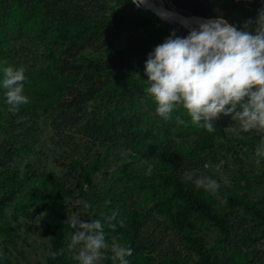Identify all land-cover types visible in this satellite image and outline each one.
I'll return each mask as SVG.
<instances>
[{"label":"rangeland","instance_id":"rangeland-1","mask_svg":"<svg viewBox=\"0 0 264 264\" xmlns=\"http://www.w3.org/2000/svg\"><path fill=\"white\" fill-rule=\"evenodd\" d=\"M164 2L166 7L177 9L171 0ZM139 5L146 8L141 2ZM7 7L18 18L23 17L22 24L17 22L12 28H6ZM97 21H104V28L89 32L76 44L63 41L58 35L64 29L77 30ZM164 27L168 28L153 13L138 11L129 0H0V31L6 32L2 41L4 59L0 64L23 66L28 78L25 85L35 80L39 83L37 87L33 85L28 95L39 99L38 104L31 106L35 110L26 111L20 106L18 113L0 114V181L8 174L26 179L18 198L6 208L14 237L1 238L0 251L9 249L10 258L22 264H50L51 243L43 228L44 217L51 212L44 211L30 221L15 209V204L34 189L37 178L49 173L62 178L66 191L64 202L69 209L63 223L70 244L74 230L65 221L69 216H79L85 222L91 217L88 209L77 204L79 199L87 201L86 193L77 184L81 162L88 164L99 159L101 168L93 178L97 187L103 189L109 183L125 185L130 175L150 176L158 163L169 159L172 171L198 192L212 195L186 181V172L194 173V178L207 176L220 184L217 194L212 196L221 210L229 213L233 243L238 244L237 250L241 253L238 255L231 248L224 254L219 247L215 259L234 264L251 253L249 257L254 256V264H264V239L249 243L248 233L255 227L253 220L243 207L229 209L225 198L227 193L254 200L264 197V160L257 164L255 156L261 137L254 132L240 131L230 116H221L214 122L219 129L214 145L193 156L189 151L195 136L166 134L168 121L156 114L155 102L145 93L144 65H131L137 52L147 56L164 42L170 35L168 32L160 40L156 37L158 29ZM55 60L57 65L66 68L55 69L64 78L53 102L48 104L46 97L52 90L47 88V79L39 72ZM78 65H83L80 75L70 77L69 73L75 72L71 69ZM129 66L134 69L139 66V70L131 74ZM121 80L126 86H119ZM29 89V85L24 86V95ZM1 101L5 103L4 93ZM136 124L152 133V137L142 141L141 149L136 146L139 141ZM131 193L134 207L145 209L142 236L150 243L153 255L160 257L177 252L188 255L167 203L153 200L140 182L134 181ZM27 223H34L38 228L27 230ZM200 226L210 245L216 246L218 230L203 222ZM107 244L110 251L113 245L121 246L116 242ZM68 249L71 264H78L72 257L79 246ZM100 264H107L105 256Z\"/></svg>","mask_w":264,"mask_h":264},{"label":"trees","instance_id":"trees-1","mask_svg":"<svg viewBox=\"0 0 264 264\" xmlns=\"http://www.w3.org/2000/svg\"><path fill=\"white\" fill-rule=\"evenodd\" d=\"M131 4L141 12H151L158 21H161L166 27L159 28L156 34L157 40H160L165 32L175 30L178 36H186L190 29L182 26L179 30L174 28L170 23L160 20L159 16L150 8H144L141 5L137 7L136 4L129 0ZM174 6L186 15L200 16V17H222L227 19L231 24L240 27L248 18H255L257 10L262 6L261 0H171ZM203 15V16H202ZM7 26L12 28L13 23H23V17L9 12L7 7L6 15ZM104 21H97L94 24H86L77 30L64 29L58 32L59 37L66 42L76 44L89 32L94 30H102L104 28ZM0 31V62L4 59L2 51L4 50L5 31ZM182 32V33H181ZM47 34L46 31L43 32ZM44 35H41L42 37ZM141 51V50H140ZM147 56H141L139 52L136 57L131 61V65H144ZM5 66L1 65L0 69ZM134 69V66H129L131 74H135L139 70ZM57 65L56 60L50 62L45 68L40 69L42 75L47 79L49 90L51 94L46 97L48 104L52 103L56 96L57 88L62 85L63 74H56L55 69H65ZM83 69V65L73 67L74 73H69L70 77L79 76ZM27 75L31 76V71L27 70ZM3 73L0 71V79ZM33 79V77H32ZM30 86L28 94L32 91L33 85L37 87L38 81L28 83ZM25 85L24 86H28ZM120 87L123 81H120ZM41 88V85H40ZM124 88L121 89L123 92ZM82 92V91H81ZM80 92V95L82 94ZM4 90L0 88V114L8 112L6 103L1 101V96ZM31 94V93H30ZM46 95V94H45ZM75 95L74 100H77ZM33 96V95H32ZM29 103L22 105L26 111L35 110L32 105L39 103V99L35 97H28ZM41 98V97H40ZM72 100V104L74 103ZM181 115L176 112L173 119L167 122L166 134H173L178 137H191L195 136L193 145L190 147L189 154L198 156L208 150L215 143L216 136L219 132L208 133L202 128H198L191 123V118L184 113L181 119L185 121L184 124H177L175 116ZM136 133L139 136V141L136 143L138 149H141V143L145 138L152 137L151 130L145 131L139 124L135 125ZM176 133H174V130ZM82 171L78 179V186L80 190L86 193L87 202L92 205L88 212L91 213L90 220L100 219L104 221V217L110 215L113 211L119 213L117 221L121 218L124 219V226L121 227L117 221L115 230L108 228L105 225L104 231L106 234L107 243H118L123 247H131L133 254L127 257L129 264H224L215 259V252L217 248L222 247L223 253L228 254L231 248H238L237 243H233L234 236L230 223L229 213L223 212L218 206V201L212 196L202 192H198L193 187L186 185L181 181L180 177L172 171V161L169 159L163 160L158 163V168L152 175L132 176L125 185H117L109 183L103 189H99L94 182L93 174L100 170L101 164L99 159L90 161L88 164L80 163ZM0 166L2 162L0 161ZM33 178V177H32ZM135 182H140L141 186L146 189L154 200H163L172 210L173 218L178 224V230L181 238L187 249L188 255L182 253H175L172 255H164L157 257L153 255L150 250V243L142 236L146 212L144 208L139 206L134 207V202L131 203L132 193L131 188ZM159 182V183H158ZM26 179L15 175H6L3 181H0V187L3 194L0 196V240L1 238H13V227L7 220L6 208L13 203L21 193L22 188L25 186ZM86 185V188L84 187ZM65 186L62 183V178L55 173H49L36 179V186L32 191L23 196L15 204L16 212L21 213L28 220H32L37 215H41L44 211H50L51 214L44 217V233L50 239L51 243V258L50 264H71V257L68 249V240L65 225L63 220L66 219L65 212L69 211L64 202ZM227 206L229 209L243 207L246 215L250 216L253 220L255 227L248 233L249 243H254L264 239V197L260 200L250 199L245 196L234 195L227 193L226 196ZM200 222L214 226L219 232V238L216 246H211L206 236L201 233ZM38 228L34 223H27V230ZM63 249L62 255L55 258L52 257L53 252H59ZM236 253L240 255L241 250ZM9 249L0 251V264H22L18 259L9 257ZM251 254V253H249ZM245 254L244 260L238 259L234 264H254V256L249 257ZM112 251L105 249L104 256L107 264H113L111 259ZM32 264V263H28ZM118 264V262H117Z\"/></svg>","mask_w":264,"mask_h":264},{"label":"clouds","instance_id":"clouds-1","mask_svg":"<svg viewBox=\"0 0 264 264\" xmlns=\"http://www.w3.org/2000/svg\"><path fill=\"white\" fill-rule=\"evenodd\" d=\"M132 2L139 7V0ZM261 4L256 17L248 18L240 27L217 17L190 27L183 37L172 30L163 43L148 53L144 64L147 80H143L146 95L155 102V112L164 121L172 120L174 112L183 110L181 115L186 113L194 126L214 133V122L221 116H230L240 131L259 135L257 164L264 160V0ZM0 71V88L4 90L8 111L18 113L20 106L29 103L24 95L26 69L5 66ZM181 115L175 116L177 124L185 123ZM184 179L212 195L220 188L216 180L207 176L194 178L192 172H186ZM77 204L85 210L92 207L83 199ZM118 216L113 211L103 222H85L79 216H69L65 222L74 231L68 247L79 246L72 259L78 264H100L108 248L105 225L113 230L117 223L124 226V219L117 221ZM111 251L113 264H129L131 247L113 245ZM63 252H53L52 257Z\"/></svg>","mask_w":264,"mask_h":264},{"label":"bare ground","instance_id":"bare-ground-1","mask_svg":"<svg viewBox=\"0 0 264 264\" xmlns=\"http://www.w3.org/2000/svg\"><path fill=\"white\" fill-rule=\"evenodd\" d=\"M146 8L152 9L155 3L158 5V10L154 9V11H158L161 16L171 18L175 21L180 22L184 27L190 29V27L198 26L199 22L207 21L209 18L200 17V16H193V15H186L180 12L177 9H171L166 7L164 0H139ZM229 22V21H228ZM230 23V22H229ZM188 26H185V25Z\"/></svg>","mask_w":264,"mask_h":264},{"label":"water","instance_id":"water-1","mask_svg":"<svg viewBox=\"0 0 264 264\" xmlns=\"http://www.w3.org/2000/svg\"><path fill=\"white\" fill-rule=\"evenodd\" d=\"M154 9H157L158 10V5H157V3H155L154 4V6H152V10L154 11ZM155 12V11H154ZM162 20H164V21H166V22H168V23H170L175 29L177 28V27H182L183 25L180 23V22H178V21H175V20H173V19H171V18H167V17H163V16H161V14L158 12V11H156L155 12ZM203 16V15H202ZM206 18H209V19H215V18H217V17H207L206 16ZM223 19H225V18H223ZM225 20H227V19H225ZM228 21V20H227ZM183 28V27H182ZM182 33V32H181Z\"/></svg>","mask_w":264,"mask_h":264}]
</instances>
